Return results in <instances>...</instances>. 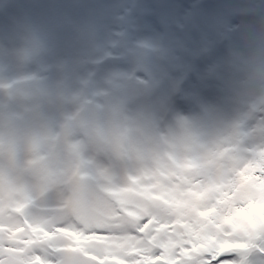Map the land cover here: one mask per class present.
Returning <instances> with one entry per match:
<instances>
[{"label":"rangeland","instance_id":"rangeland-1","mask_svg":"<svg viewBox=\"0 0 264 264\" xmlns=\"http://www.w3.org/2000/svg\"><path fill=\"white\" fill-rule=\"evenodd\" d=\"M18 5L26 8L20 19L27 29L12 23ZM122 6L119 0H0V36L23 46L20 65L27 63L26 68L47 77L42 90H30L14 71V90L0 94V110L13 107L11 117L0 112V148L9 149L0 153V184L5 183L0 196L10 198L0 206V250L11 260L17 250L4 243L24 245L19 213L40 207L47 212V203L36 197L79 198L76 190L92 179H99L112 199L119 200L124 187L129 200L120 202L130 212L157 209L173 225L179 221L180 226L203 227L202 242L216 245L200 251L193 248L192 236L184 239L167 228L160 232L178 239L169 247L171 255L174 249L191 250V256H181L189 263L197 264L210 249H218L222 237L236 243L258 229L245 211L224 217L219 189L249 164L251 149L264 147V98L253 103L264 90V0H136ZM146 21H153L149 37L158 34L159 54L138 40ZM41 29L44 35L36 40L33 34ZM110 39L117 40L116 47L110 46ZM121 56L135 66L132 75L142 78L131 96L124 92L126 82L102 76ZM145 58L154 64L150 71ZM1 68L10 69L4 63ZM212 109L219 112L212 114ZM187 113L194 119H178ZM82 116L88 126L107 117L106 136L80 127L77 120ZM128 140L134 144L131 152ZM69 141L80 148L73 150ZM200 155L202 162L197 161ZM177 157L184 159L177 163ZM185 163L199 168L192 173L181 167ZM65 168L77 176L86 170L89 178L58 185ZM20 183L27 186L25 192ZM250 183L258 184V210L264 218V181L254 178ZM246 208L257 212L252 202ZM202 210L207 218L201 217ZM66 225L79 228L75 220ZM62 233H45L42 239L51 243L54 237L65 238Z\"/></svg>","mask_w":264,"mask_h":264},{"label":"bare ground","instance_id":"bare-ground-1","mask_svg":"<svg viewBox=\"0 0 264 264\" xmlns=\"http://www.w3.org/2000/svg\"><path fill=\"white\" fill-rule=\"evenodd\" d=\"M135 1L136 0H119V2L123 3L122 8L126 5L129 6ZM261 6V4L258 5V10ZM17 9H19L18 13H14L11 16L12 23L17 26H24L23 29H27L26 25H23V21L20 19V16H24L26 8L23 5H18ZM258 14H260V10ZM256 18L259 19L261 16H257ZM130 21L132 20L130 19ZM150 22L153 21H146L140 25L142 32L139 34L138 40L144 48L152 51V53L155 52V54H159V49L156 47L159 41L158 34H155L154 38L149 37L153 30ZM237 24L239 25V23ZM0 30L2 33L3 29L1 26ZM236 31L238 34L240 33V26ZM43 35L44 33L41 29L38 34H33V37L37 40L39 36ZM7 40V36H0V53L3 56H0L3 58V60H0V64L2 66L4 63L10 68L5 71L2 68L0 69L2 71V74H0L2 88L0 94L2 92L8 93L9 89L11 91L14 90L11 80L14 71L18 80L21 81V85L28 86L30 90H42L47 81V77L41 76L38 70L34 68H26L27 63L20 65L17 60L20 57L19 52L21 53V50H23V46L15 42V40H12L9 44ZM60 40L61 39H59V41ZM116 41V39H110V46L116 47L114 45ZM139 57L142 58V56ZM113 62H115L116 66H110V68L107 67L104 69L102 71V76L105 77L106 81L111 79L110 81L119 82L120 84L126 82L127 84L124 92L127 91L129 96H131L134 87L140 84L142 78L132 75L135 66L132 62L126 61L124 57L121 56L120 59L117 60L113 59ZM153 65L151 60H146V70L150 71ZM98 67H102V65L100 64ZM15 68L17 70H15ZM131 82L132 84H130ZM263 98L264 90L254 97L253 103L255 104L257 100L261 102ZM136 100H131V102H135ZM146 101L150 103L151 98L148 97ZM252 106L254 107V105ZM12 108L7 109V107L4 106V110H0V112L4 114L3 117H11L9 111ZM143 108L144 107L140 110L143 111ZM218 112V109H212L211 113L216 115ZM177 113L178 111L175 115H177ZM244 114H248V111H245L243 115ZM48 115H50V113H48ZM212 118L213 117H208L207 119L212 121ZM227 118L228 117H224L222 121L223 125H226ZM178 119H183L187 122L191 121V119L193 120L194 117H189L187 113L186 117H179ZM77 122L80 123V127L84 130L88 129L90 132L94 131V133L99 136L102 134L106 136L107 134V117L97 121L95 125L90 126L87 125L86 122H88V119L84 116L78 118ZM208 126L210 127V125ZM203 127L205 128L206 124H204ZM211 127H213V125ZM7 128H9V125H7ZM82 128L80 129L83 130ZM215 132L214 130H209V134H214ZM207 139H210L209 135H207ZM168 140L169 139H167V145ZM6 142L8 143V141ZM76 143L77 142L69 141L68 145L71 146L73 150L79 149L80 146ZM212 143L216 145L217 140L213 139ZM133 146V141L131 142L128 140V145L126 147L127 152H131ZM6 148L1 147L0 153L5 155L9 151V149ZM76 152L78 153V151ZM213 152L214 150L210 155H213ZM249 155V164L241 169L237 177L233 176L230 182L225 184V188L219 189V200H221L224 207V217L229 218L228 214L230 213L236 217L238 215L237 211L242 210L248 213V216L258 227L255 231H248V234L245 236L246 239L243 238L236 243H232L231 240L224 237L218 240L220 246L217 255L227 253L229 264H264V218L261 217L258 210L262 207V204L257 198L258 184L255 185L250 183V180L254 178L260 183L264 181V147L263 149H251ZM203 158L204 157L200 155L197 161L202 162ZM183 159L184 157H177V163H180ZM197 165L199 164L197 163ZM258 165L260 168L255 167ZM181 167L184 170H192V173L195 170L194 168H199L195 165L189 166L188 163L181 165ZM64 172L65 174L63 178L60 179L58 185L68 184L71 178L82 180V178H89L90 175L86 170L81 172L80 176L75 174L70 175L69 169L67 168L64 169ZM5 174L8 175L9 172H5ZM6 179L9 183L11 182L10 179ZM8 182L6 181L7 184ZM4 184V182L0 184V193L5 187ZM19 187L22 192H25L27 189V186L23 183H20ZM107 189L108 188L104 186L99 179H92L90 185H85L81 189L76 190L77 194L75 195H78L79 198H76L77 196L67 198L64 197L63 194L56 195L50 200L36 197L35 201L45 202L44 204L47 203V212L40 207L34 212L27 211L26 214L19 213L23 216L20 230L23 232L22 240L24 241V245L19 243H4V246L15 248L17 252H14L15 260H11L8 256L4 255V251L0 250V264H195L181 260L182 254L185 256L192 255L188 247L185 248V252L174 249V254H170L169 247H173L178 242V239L171 235L165 238L162 237L160 232L164 228L176 230L184 239L187 235L192 236V245L196 251H200V248H211V246L215 244L212 241H209V244L202 242L201 236L205 237L203 227H199L194 223L180 226L178 224L179 221L173 225L167 216L157 209H151L146 212H140L134 209L130 212V208L126 203L122 204L123 202H120V198L121 200L125 198V201L129 200V197H125L124 195L126 192L124 187H120L119 189L121 196L123 195L118 198L119 200L112 199L109 195H106ZM169 189L171 192L173 191L172 186H169ZM235 194H237L236 199L233 198ZM9 201L10 198L0 196V206ZM250 202L253 203L257 212H251L246 208V205ZM119 215L120 218H115ZM200 215L203 218L208 217L205 210H202ZM45 218H48V220H44ZM71 220L77 221L79 223V228H67L69 226L66 224ZM242 225L243 224L240 223L237 226L242 227ZM58 232H63L62 234L65 235V238L60 239L54 237L51 243H46L42 239V235L45 233L56 234ZM230 244L235 247L241 244V247L233 251L225 249V247H229ZM197 264H209V262L204 259Z\"/></svg>","mask_w":264,"mask_h":264},{"label":"snow or ice","instance_id":"snow-or-ice-1","mask_svg":"<svg viewBox=\"0 0 264 264\" xmlns=\"http://www.w3.org/2000/svg\"><path fill=\"white\" fill-rule=\"evenodd\" d=\"M217 252V248H212L204 254L203 259L208 260L209 264H229L227 253H221L220 255H217Z\"/></svg>","mask_w":264,"mask_h":264}]
</instances>
